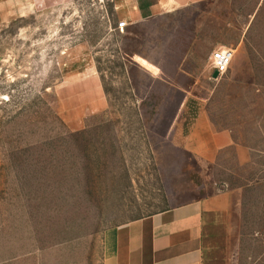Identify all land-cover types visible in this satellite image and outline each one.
Here are the masks:
<instances>
[{
	"label": "rangeland",
	"instance_id": "1",
	"mask_svg": "<svg viewBox=\"0 0 264 264\" xmlns=\"http://www.w3.org/2000/svg\"><path fill=\"white\" fill-rule=\"evenodd\" d=\"M191 16L121 33L114 0H69L0 27V264L15 255L33 264L35 252L39 264H83V250L85 264H102L105 229L264 178V96L233 86L230 69L212 78L214 51L204 52ZM80 57L98 66L109 107L71 132L64 113L73 107L57 87ZM191 88L203 91L220 127L257 152L252 164L240 165L232 149L208 164L171 146L181 93ZM247 190L238 264H262L263 238L250 236L264 231V186ZM80 228L81 246L46 240ZM32 231L39 241H22Z\"/></svg>",
	"mask_w": 264,
	"mask_h": 264
},
{
	"label": "crops",
	"instance_id": "2",
	"mask_svg": "<svg viewBox=\"0 0 264 264\" xmlns=\"http://www.w3.org/2000/svg\"><path fill=\"white\" fill-rule=\"evenodd\" d=\"M67 1L0 0V27ZM185 12L191 13V20L198 25V39L204 52L234 51L229 68L230 83L242 89L251 88L264 96V0H114L115 16L125 19L129 29L141 22ZM257 18L262 23L260 26L255 22ZM133 63L135 68H140L136 59ZM77 69L57 87L64 107L68 103L73 107V112L64 113L71 132L86 129L89 118L105 114L109 107V97L96 63L80 57ZM183 92L181 98L185 104L176 112L169 128L171 146L208 164L217 163L225 151L232 149L240 165L252 164L257 152L236 139L234 128L220 127L203 91L195 92L191 88ZM260 185L264 186V178L252 185L174 205L109 227L100 237L102 264H238L241 241L246 238L238 234L239 220L244 221L246 217L245 194L249 187ZM31 234L32 237H23L22 241H39L35 232ZM69 234L67 236L66 230H54V237L46 240L73 241L79 246L88 241L83 228ZM250 237L253 241L259 238L264 241V231H256ZM9 241H19V238L10 235ZM58 245L56 249L66 243ZM85 254L83 250V264ZM79 256L81 258V249ZM33 257V264L42 261L38 252ZM19 260L15 255L9 257L6 264H18Z\"/></svg>",
	"mask_w": 264,
	"mask_h": 264
},
{
	"label": "built area",
	"instance_id": "3",
	"mask_svg": "<svg viewBox=\"0 0 264 264\" xmlns=\"http://www.w3.org/2000/svg\"><path fill=\"white\" fill-rule=\"evenodd\" d=\"M116 28L119 32L124 33L127 29L126 21L119 22ZM233 57L234 51L231 49H219L214 51L211 55V67L213 72L217 71L219 77L225 75L229 71Z\"/></svg>",
	"mask_w": 264,
	"mask_h": 264
},
{
	"label": "water",
	"instance_id": "4",
	"mask_svg": "<svg viewBox=\"0 0 264 264\" xmlns=\"http://www.w3.org/2000/svg\"><path fill=\"white\" fill-rule=\"evenodd\" d=\"M213 79H218L219 78V73L217 71H214L212 74Z\"/></svg>",
	"mask_w": 264,
	"mask_h": 264
}]
</instances>
